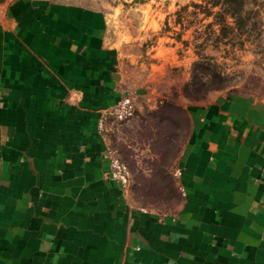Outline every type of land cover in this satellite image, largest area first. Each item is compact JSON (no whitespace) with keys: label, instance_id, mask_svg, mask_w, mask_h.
<instances>
[{"label":"crops","instance_id":"1","mask_svg":"<svg viewBox=\"0 0 264 264\" xmlns=\"http://www.w3.org/2000/svg\"><path fill=\"white\" fill-rule=\"evenodd\" d=\"M101 9L14 0L0 10V264H264V100L216 91L191 133L174 213L112 180L99 121L136 89Z\"/></svg>","mask_w":264,"mask_h":264},{"label":"rangeland","instance_id":"2","mask_svg":"<svg viewBox=\"0 0 264 264\" xmlns=\"http://www.w3.org/2000/svg\"><path fill=\"white\" fill-rule=\"evenodd\" d=\"M12 1L0 0V10ZM50 1L106 12L136 89L158 93L154 108H139L130 120L107 116L104 134L129 169L132 204L176 212L182 200L176 171L191 122L187 113L169 112L173 119L163 123L152 113L166 103L185 110L216 91L264 100V0H245L237 22L216 0ZM197 75L202 84L195 86Z\"/></svg>","mask_w":264,"mask_h":264},{"label":"built area","instance_id":"3","mask_svg":"<svg viewBox=\"0 0 264 264\" xmlns=\"http://www.w3.org/2000/svg\"><path fill=\"white\" fill-rule=\"evenodd\" d=\"M139 97L135 94H127L122 97L116 105L106 109L102 119L99 121V130H105L107 116L115 117L118 121H127L135 117L138 107ZM109 159V177L118 182L124 189H128L131 176L127 165L112 148L107 153ZM177 176V171H176Z\"/></svg>","mask_w":264,"mask_h":264},{"label":"trees","instance_id":"4","mask_svg":"<svg viewBox=\"0 0 264 264\" xmlns=\"http://www.w3.org/2000/svg\"><path fill=\"white\" fill-rule=\"evenodd\" d=\"M244 2L245 0H216L214 4L215 6H223L225 10H227L228 13L231 15V17L237 22L239 19L236 14L239 13L241 10H243ZM197 67L202 68L203 63H198ZM199 84H202V82L200 77H198L197 75L195 86ZM195 92L198 93L199 89H195ZM169 112L174 113L175 117H181V118H183V116H185L186 113V111L181 107H178L172 103H166L164 107L152 113V116H155L156 118L160 119L163 123L164 121L167 120L169 121L173 119L172 115L168 114Z\"/></svg>","mask_w":264,"mask_h":264}]
</instances>
